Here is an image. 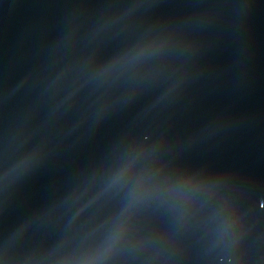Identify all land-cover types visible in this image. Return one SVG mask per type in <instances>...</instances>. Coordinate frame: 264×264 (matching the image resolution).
I'll return each instance as SVG.
<instances>
[{
	"label": "water",
	"instance_id": "obj_1",
	"mask_svg": "<svg viewBox=\"0 0 264 264\" xmlns=\"http://www.w3.org/2000/svg\"><path fill=\"white\" fill-rule=\"evenodd\" d=\"M0 264H264V0H0Z\"/></svg>",
	"mask_w": 264,
	"mask_h": 264
}]
</instances>
